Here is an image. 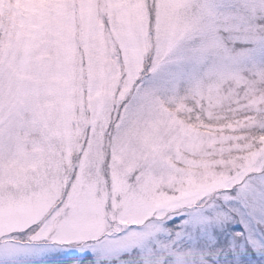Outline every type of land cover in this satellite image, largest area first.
<instances>
[{"label":"snow or ice","instance_id":"snow-or-ice-1","mask_svg":"<svg viewBox=\"0 0 264 264\" xmlns=\"http://www.w3.org/2000/svg\"><path fill=\"white\" fill-rule=\"evenodd\" d=\"M0 264H264V0H0Z\"/></svg>","mask_w":264,"mask_h":264}]
</instances>
